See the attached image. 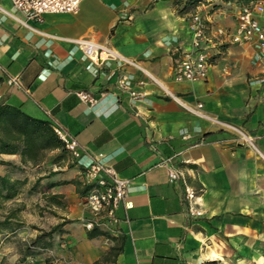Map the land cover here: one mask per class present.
<instances>
[{"label":"crops","instance_id":"crops-1","mask_svg":"<svg viewBox=\"0 0 264 264\" xmlns=\"http://www.w3.org/2000/svg\"><path fill=\"white\" fill-rule=\"evenodd\" d=\"M0 5L11 9L9 0ZM232 5L206 0L197 10L233 27ZM192 12L178 15L171 0H83L76 14L29 20L33 30L0 11V102L60 128L82 155L68 170L36 176L52 185L37 193L63 195L64 217L71 220L39 259L92 264L116 245L120 250L107 264H264V99L249 83L264 75V62L252 60L250 44L223 43L205 81H175L174 61L192 49ZM77 37L108 44L124 60L97 64L67 40ZM79 91L96 101L80 100ZM168 91L185 105L201 103L207 118ZM223 122L251 134L260 153L235 139ZM0 159L25 167L17 154ZM91 161L128 180L115 220L102 217L95 226L110 237H88L83 221L89 211L70 182L80 181ZM12 165L0 164V175L24 179ZM186 187L195 200L188 201Z\"/></svg>","mask_w":264,"mask_h":264},{"label":"built area","instance_id":"built-area-1","mask_svg":"<svg viewBox=\"0 0 264 264\" xmlns=\"http://www.w3.org/2000/svg\"><path fill=\"white\" fill-rule=\"evenodd\" d=\"M83 0H9L11 9L0 5V11L11 17L19 24L35 29L28 21H40L45 14L70 13L76 14ZM227 6H234L235 16L234 26H225L219 21L204 19L201 11L197 7L192 12L189 21L191 30V50L186 52L181 58H177L172 66V76L175 81L199 82L205 81L208 77L209 69L213 64L214 56L218 53V46L223 43L236 45L250 44L254 52L252 60L257 63L264 62V25L260 18L264 17V0H257L249 4H238L227 1ZM225 9L221 10L224 11ZM220 17L224 13L217 12ZM132 15H127L124 19L130 20ZM72 44L79 48L83 55L89 60L101 64L109 60H124L117 50L110 45L93 40L89 37L69 38ZM130 64L136 65L134 61ZM10 83L19 84L17 78H11ZM251 85H257L262 92L264 99V75L254 76L249 79ZM140 96V94L138 93ZM168 95L180 102V98L168 91ZM80 100L93 104L96 98L87 91L77 92ZM183 104V103H182ZM185 108L193 114L207 118L200 110L202 104L196 106L185 105ZM222 127L228 129L243 144L253 148L256 152L259 149L251 134L241 127L223 122ZM54 131L62 140L65 150L74 158L80 159L81 152L78 149L76 140L67 136L60 128L54 127ZM183 139L189 140L190 135L181 131ZM203 143V138L194 145ZM170 177L175 178L176 173L170 172ZM80 182L87 186L88 190L81 195V199L89 211V217L83 221L85 229L91 230L98 226L102 217H109L115 220V211L125 200L128 190V180L117 176L110 166L101 161H91L80 173ZM186 197L188 201L195 200L196 195L192 188L186 187Z\"/></svg>","mask_w":264,"mask_h":264},{"label":"trees","instance_id":"trees-1","mask_svg":"<svg viewBox=\"0 0 264 264\" xmlns=\"http://www.w3.org/2000/svg\"><path fill=\"white\" fill-rule=\"evenodd\" d=\"M205 1L206 0H171L178 15L191 13L197 6ZM222 1H233L244 5L257 0ZM54 150L60 151V153L53 158L56 163L61 160L66 150L62 140L58 137L49 121L30 117L19 108L0 102V154H17L20 157L22 165H36L44 160L47 152ZM0 164L12 165V163L3 159H0ZM40 179L41 177L36 179L29 188V191H38L36 187ZM70 182L76 186L80 195L88 190V187L82 185L78 180H70ZM25 184V178L19 179L12 178L10 175H0V200L6 201L13 199L21 192ZM51 186L52 185L49 184L45 185L47 188ZM45 198L47 205L67 207V204L63 201V195L61 194H47ZM11 218L12 216L8 215L0 220V229L11 228V230H14L15 227H10ZM66 221L67 220H65V222ZM64 224L65 223L57 224L48 231L40 230L31 242L32 247L38 246L41 249L48 248L51 244L46 242V239H51L53 233L63 232L61 226ZM96 235L110 237L106 232L98 231L95 227L88 231V237H94ZM119 250V246H112L106 255L100 257L92 264H107L109 261L113 262ZM211 263L212 262H208V264Z\"/></svg>","mask_w":264,"mask_h":264},{"label":"rangeland","instance_id":"rangeland-1","mask_svg":"<svg viewBox=\"0 0 264 264\" xmlns=\"http://www.w3.org/2000/svg\"><path fill=\"white\" fill-rule=\"evenodd\" d=\"M212 1L210 0V2ZM218 6L221 5H211L214 8ZM58 153H60L59 150L47 152L44 160L38 163L37 166L24 165L25 167H22L21 165H14L11 167L15 175L25 176L26 184L13 199L0 200V220L11 215L10 227H15L14 230H11V228L0 229V264H43V261L46 264L55 263L52 256L41 255V259H39V255L43 251L38 246L32 247L31 242L40 230L48 231L60 223H65L61 226L63 232L65 231L64 226L70 222L68 221L70 219L64 217L68 204L63 199L67 204L66 208L47 205L46 195H40L37 191L31 192L29 188L36 181L38 173L48 171L52 173V170L59 168L68 170L75 165L74 158L67 151L63 153L61 160L55 163L53 158ZM44 186L45 183L39 180L36 188L38 190ZM65 220L67 221L65 222ZM61 233H53L51 239H46V242L51 244L48 248L54 247V242L59 240L58 234ZM56 264H59V262H56Z\"/></svg>","mask_w":264,"mask_h":264}]
</instances>
